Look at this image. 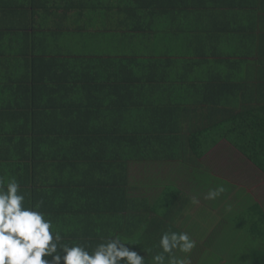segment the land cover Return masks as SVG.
I'll return each instance as SVG.
<instances>
[{"label": "crops", "instance_id": "1", "mask_svg": "<svg viewBox=\"0 0 264 264\" xmlns=\"http://www.w3.org/2000/svg\"><path fill=\"white\" fill-rule=\"evenodd\" d=\"M257 126L264 0H0V178L61 243L120 235L152 264L175 231L210 255L213 214L264 217V172L237 147ZM215 231L230 255L238 231Z\"/></svg>", "mask_w": 264, "mask_h": 264}, {"label": "clouds", "instance_id": "2", "mask_svg": "<svg viewBox=\"0 0 264 264\" xmlns=\"http://www.w3.org/2000/svg\"><path fill=\"white\" fill-rule=\"evenodd\" d=\"M225 192L223 185L210 189L206 198L215 200ZM17 180L5 185L0 178V264H145V257L130 250L126 238L115 235L90 248L85 244L61 243L53 222L36 206H25ZM160 251L152 264H189L185 257L195 242L187 232L165 231L158 241ZM167 254V257H166Z\"/></svg>", "mask_w": 264, "mask_h": 264}, {"label": "trees", "instance_id": "3", "mask_svg": "<svg viewBox=\"0 0 264 264\" xmlns=\"http://www.w3.org/2000/svg\"><path fill=\"white\" fill-rule=\"evenodd\" d=\"M258 127V128H257ZM255 131L260 134L262 130L261 126H257ZM239 151L249 159L264 172V138L258 135V138L250 143H244L237 146ZM240 218V228H234L235 231H238L239 239L235 241V247L230 251V255L217 254L216 252H210V255H207L206 258L203 256V261L200 262V259L197 260V264H234L233 259L244 255L242 258L236 259V264H264V236L261 233H264V224L263 218L259 219L257 216H245ZM252 223V224H251ZM255 223V224H254ZM255 228V232L252 229ZM255 233V234H254ZM260 233L258 237L256 234ZM249 235V236H246ZM151 241H149L150 243ZM129 243V242H128ZM246 243H249L246 245ZM130 250L138 251L136 246L131 244L126 245ZM194 252V251H193ZM224 252V251H223ZM246 252V253H242ZM177 253V252H176ZM195 253V252H194ZM225 253V252H224ZM225 255V256H223ZM167 257V254H166ZM216 257V258H215ZM246 257H249L246 259ZM196 258V257H195ZM200 258V256H198ZM239 260V261H238ZM249 262V263H246ZM167 264V260H166Z\"/></svg>", "mask_w": 264, "mask_h": 264}, {"label": "rangeland", "instance_id": "4", "mask_svg": "<svg viewBox=\"0 0 264 264\" xmlns=\"http://www.w3.org/2000/svg\"><path fill=\"white\" fill-rule=\"evenodd\" d=\"M218 203V202H217ZM224 212V211H223ZM234 215V214H233ZM214 219H217V221L215 222V221H212V222H208L207 223V231H208V233H207V239L206 240H204V244H205V246H206V250L204 251V252H216L217 254H221V253H223V251H225L223 248H222V246H221V244H223L224 242L223 241H218V240H214V238L216 239L217 237H218V234L216 233V231L215 230H218L219 228H221L222 230H225L227 227L229 228L230 227V229H232V228H239V229H241L240 227V224H235V222H237V219H235V218H228V219H223L222 221H220V220H218V218H217V215L215 216L214 214H213V216H212V220H214ZM233 219H235V220H233ZM225 220H230L231 222H232V224L230 225V226H227V225H225V224H220V225H218L219 224V222H224ZM177 223H179V222H177ZM225 223V222H224ZM182 226H179V228L178 229H180V230H184L185 228H186V226L184 225V224H182V223H180ZM192 234V233H191ZM246 236H249V235H246ZM201 238V237H200ZM195 242V241H194ZM201 242V243H202ZM247 244H249V243H246V245ZM195 245L197 246V242H195ZM193 253V251H191V253H189V254H187L186 256V258H187V260L189 261V262H191V263H189V264H197L196 262L195 263H193V261H197V260H199V259H202V258H198V257H194V256H190V254H192ZM242 253H246V252H242ZM203 255V252H201L199 255H197V256H200V255ZM183 254L182 253H175V257L174 258H181V256H182ZM244 255H240L239 257H235L234 259H233V261H234V264H236V259H238V258H242ZM203 257V256H202ZM205 258H206V256H205ZM216 258V257H215ZM247 258H249V257H246V259ZM239 261V260H238ZM246 263H249V262H246ZM241 264V263H240ZM249 264H251V263H249Z\"/></svg>", "mask_w": 264, "mask_h": 264}]
</instances>
